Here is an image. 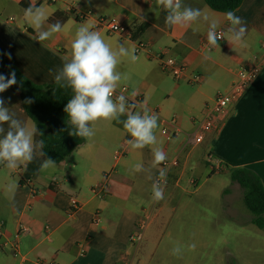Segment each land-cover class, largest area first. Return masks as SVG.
Segmentation results:
<instances>
[{"label": "crops", "instance_id": "0c3cea01", "mask_svg": "<svg viewBox=\"0 0 264 264\" xmlns=\"http://www.w3.org/2000/svg\"><path fill=\"white\" fill-rule=\"evenodd\" d=\"M24 2L32 4L33 11L40 8L44 13L39 26L26 17ZM180 2L179 11L200 9L201 16L170 27L165 21L171 10L158 0H0V51L31 81L38 85L56 82L55 76L71 62L76 31L86 25L99 32L117 54L115 73L121 74V80L116 87L126 86L130 97L140 98L146 107L158 110L159 116L158 127L152 130L154 142L134 148L135 137L123 123L129 114L141 116L140 110L133 112L124 107L121 114L119 104L113 102L117 112L112 118L89 122L87 127L94 135L68 159L42 171L41 165L48 159L20 94L9 88L0 92V107L7 109L26 131L33 125L36 129L32 133L31 162L15 161L17 166L9 168V161L0 160V264H20L23 260L30 264L38 260L55 264H144L141 255L148 250L147 244L139 247L131 236L140 233L143 240L145 229L161 216L159 201L153 200L154 190L164 195L172 189L174 193L167 199H173L178 190L200 188L203 174L207 178L222 171L230 174L237 167L248 168L264 185V0H244L234 11L247 27L242 41L232 39V29L238 30L239 26L231 25L225 13L211 9L204 0ZM57 12L67 15L61 31L40 41V32H51L53 25L48 20ZM81 15L86 17L80 19ZM102 19L114 20L130 30L140 24L147 27L132 38L108 33L99 26ZM213 21L224 37L217 41V47L207 40ZM119 45L133 50L137 60L132 62L130 56L120 54ZM162 54L188 67L185 80L176 81L162 70ZM259 62L263 65L260 75L230 106L224 122L202 143L192 142L207 104L215 95L230 90L242 68ZM195 74L201 76L200 82L188 81ZM0 128V139L8 131H16L11 120L0 123ZM164 129L174 136L168 138ZM158 150L164 153L168 165L155 161ZM116 153L118 162H114ZM175 160L178 164L172 166ZM158 177L165 180L163 189L156 185ZM96 188L101 195L100 191L94 192ZM241 189L230 179L225 190L233 192L223 203L238 217L239 200L235 202L231 196ZM72 199L79 204L76 210L71 208ZM147 218L141 230L140 223ZM19 219L27 223V231L17 235ZM240 221L252 224L251 217ZM247 227L233 226L231 230L241 234Z\"/></svg>", "mask_w": 264, "mask_h": 264}, {"label": "clouds", "instance_id": "9594fccd", "mask_svg": "<svg viewBox=\"0 0 264 264\" xmlns=\"http://www.w3.org/2000/svg\"><path fill=\"white\" fill-rule=\"evenodd\" d=\"M159 4H163L166 9L171 10V14L166 16V24L170 27L183 25L194 21L201 16L200 9L181 8L180 0H158ZM29 4L25 9L26 17L31 18V23L37 26L40 25L42 19L45 18L44 13L40 8H35ZM226 18L231 25L239 26L238 30L233 28L235 33L232 39L234 41H242L247 32V27L241 17L237 16L233 11L225 13ZM205 19H208L205 17ZM216 23L212 22L210 30L207 32V40L209 45L217 47L218 39H222L223 34L215 31ZM62 26L56 23L51 27V32H40L38 39L45 41L52 32H60ZM119 53L125 56H130V60L135 62L137 56L133 50L126 49L124 45H119ZM72 59L70 63H66L61 73L55 76V80L59 83L61 78L67 79L69 85L75 93V96L69 100L64 108L68 114L70 121L76 126L77 131L70 133L82 138H89L94 135L93 129L87 127L89 122H96L98 120H109L117 112V105L111 99L113 92L116 89L117 81L121 80V74L115 73V68L118 63L117 54L105 43L99 32L91 30L89 26L82 25L78 28L75 34V39L71 44ZM5 81V77L0 75V92L17 83L16 73L13 69L10 77ZM119 112L124 113V96L119 98ZM3 101H0L2 104ZM25 103H31L28 99ZM158 115L151 117H141L139 114H129L127 120L123 123L126 129L133 137H135L134 148H143L145 145L152 144L155 140L152 130L157 125ZM11 120V127L16 128V131H8L7 135L0 139V160H7L9 168H15L17 165L15 161L32 160V133L36 131L33 125L30 131H26L24 127L20 126L19 121L14 120L8 113L7 109L0 107V123H5ZM3 129L0 128V132ZM43 141H39V146H43ZM129 143H132L129 141ZM43 154V153H41ZM166 159L162 151L155 152V161L162 163ZM55 162L52 159L44 161L41 165V170H46L54 167ZM138 168V166H137ZM163 175V174H162ZM164 198L161 191L154 190L153 200L160 201ZM191 249H195L196 245L191 244ZM176 255V250L173 251Z\"/></svg>", "mask_w": 264, "mask_h": 264}, {"label": "rangeland", "instance_id": "374dc122", "mask_svg": "<svg viewBox=\"0 0 264 264\" xmlns=\"http://www.w3.org/2000/svg\"><path fill=\"white\" fill-rule=\"evenodd\" d=\"M229 184V174L222 171L209 178L203 174L200 188L195 190L192 186L178 190L176 196L168 200L170 193H174L169 189L158 203V216H161L145 229L144 239L141 237L135 242L139 247L142 243L147 244L148 250L141 255L143 263L245 264L250 261L251 264H262L264 231L248 221H240L242 217H251L244 205L242 189L231 196L235 202L239 200V217L223 207L225 198L233 192L225 190ZM164 199L166 203H163ZM242 225H249L244 233L231 230L233 226ZM224 227L228 229L224 230ZM191 244L196 245L195 249L189 247Z\"/></svg>", "mask_w": 264, "mask_h": 264}, {"label": "trees", "instance_id": "16d2710c", "mask_svg": "<svg viewBox=\"0 0 264 264\" xmlns=\"http://www.w3.org/2000/svg\"><path fill=\"white\" fill-rule=\"evenodd\" d=\"M243 1L204 0L211 9L223 13L234 12ZM22 6L26 9L29 5L24 2ZM66 19V14L57 12L48 22L52 25L56 23L62 25ZM146 27V24L132 27V38L138 37ZM13 69L17 83L9 89L20 94L23 108L36 125L40 139L44 142L42 148L45 156L55 163L65 161L86 140V138L70 134L75 133L77 128L64 111L69 100L75 96L74 91L67 79L63 77L59 83L56 81L50 85L34 83L20 71L8 55L0 51V75L5 77L4 82H7ZM28 99L31 103H25ZM226 166L229 167L230 164ZM229 176L231 181L239 184L243 190V201L251 213L252 224L264 231V185L260 177L245 167L233 168Z\"/></svg>", "mask_w": 264, "mask_h": 264}, {"label": "built area", "instance_id": "2783aa9c", "mask_svg": "<svg viewBox=\"0 0 264 264\" xmlns=\"http://www.w3.org/2000/svg\"><path fill=\"white\" fill-rule=\"evenodd\" d=\"M39 2H48V3H54L61 0H38ZM67 10L69 12H72V8L70 6L67 7ZM78 17V16H77ZM86 15H81L79 18L83 19ZM99 26L101 28L106 29L108 33L113 34H119L122 36H130L131 30L129 27L121 25L119 23H116L114 20H100ZM217 33H221V30L215 29ZM222 40V39H218ZM139 51V49H137ZM161 67L162 70L170 74L174 80L176 81H182L185 80L188 67L178 61L176 58L167 56V54H162L160 57ZM263 65L261 62L251 64L247 67L242 68L238 74L236 75V79L234 80L230 90L228 92L219 93L214 96V98L207 104L206 106V112L204 117L200 120L199 124L195 128L193 134H192V142L195 144L202 143L206 136L210 134L212 131L216 130L226 119L229 108L232 104L238 102L245 94L249 86L258 78L262 71ZM201 76L199 74H195L189 79L190 82H200ZM128 88L126 86L116 87L115 91L113 92V95L111 99L113 102L120 104L119 97L121 95L124 96V107L127 108L130 111L135 112L136 110H140L141 116H153L158 115V110L156 109H149L146 107L144 102L140 98H132L128 95ZM164 135H166L168 138H171L174 136V134H170L167 130L162 131ZM119 159V153H116L114 155V162H118ZM170 163V162H169ZM178 164V161H172L171 165L176 166ZM163 166L168 165V162L164 161L162 163ZM156 185L158 188L163 189L165 185V180L162 177H158L156 180ZM100 191V192H99ZM94 192H99V195L102 194L101 190H98L97 188L94 189ZM71 208L73 210H76L79 207L78 202L75 199L71 200ZM148 218L143 220L140 223L141 230L147 225ZM27 231V223L23 219L18 220V230L17 235H20ZM141 238L140 233L139 234H133L131 236V241L136 242ZM20 264H30L27 260H23ZM33 264H55L54 262H48L45 260H38L34 262Z\"/></svg>", "mask_w": 264, "mask_h": 264}]
</instances>
